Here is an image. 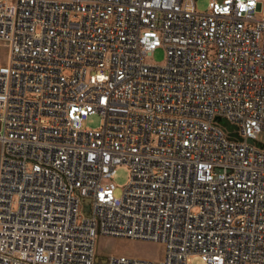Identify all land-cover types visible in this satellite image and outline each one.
Segmentation results:
<instances>
[{
	"label": "built area",
	"instance_id": "2783aa9c",
	"mask_svg": "<svg viewBox=\"0 0 264 264\" xmlns=\"http://www.w3.org/2000/svg\"><path fill=\"white\" fill-rule=\"evenodd\" d=\"M195 2L0 0V264H264V0Z\"/></svg>",
	"mask_w": 264,
	"mask_h": 264
},
{
	"label": "rangeland",
	"instance_id": "374dc122",
	"mask_svg": "<svg viewBox=\"0 0 264 264\" xmlns=\"http://www.w3.org/2000/svg\"><path fill=\"white\" fill-rule=\"evenodd\" d=\"M210 0H196L197 11L206 10ZM9 47L0 42V66L8 65ZM165 61V54L162 49H157L147 58V63L152 65H162ZM101 124L98 115L89 116L83 123L86 129L95 130ZM258 142L264 144V133L258 136ZM115 186V195L120 197L123 188L129 182V173L127 168L119 167L111 180ZM95 253L99 258L108 259L113 256H123L128 258L142 259L152 262H159L163 258V248L158 243L132 240L126 238H115L107 236H98L95 241ZM190 264H203L200 257L191 258Z\"/></svg>",
	"mask_w": 264,
	"mask_h": 264
},
{
	"label": "water",
	"instance_id": "95a60500",
	"mask_svg": "<svg viewBox=\"0 0 264 264\" xmlns=\"http://www.w3.org/2000/svg\"><path fill=\"white\" fill-rule=\"evenodd\" d=\"M224 126L226 127V130L229 132L231 129L228 127L227 123H224ZM85 204H88V202H85ZM86 216H88L87 214H85Z\"/></svg>",
	"mask_w": 264,
	"mask_h": 264
},
{
	"label": "crops",
	"instance_id": "0c3cea01",
	"mask_svg": "<svg viewBox=\"0 0 264 264\" xmlns=\"http://www.w3.org/2000/svg\"><path fill=\"white\" fill-rule=\"evenodd\" d=\"M98 257V256H97ZM99 258V257H98ZM100 259H102V258H100Z\"/></svg>",
	"mask_w": 264,
	"mask_h": 264
}]
</instances>
